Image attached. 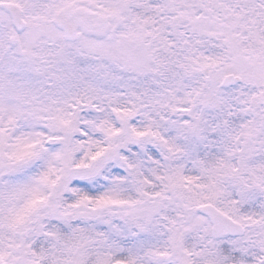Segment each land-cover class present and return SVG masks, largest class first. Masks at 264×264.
Here are the masks:
<instances>
[{
	"label": "snow or ice",
	"instance_id": "snow-or-ice-1",
	"mask_svg": "<svg viewBox=\"0 0 264 264\" xmlns=\"http://www.w3.org/2000/svg\"><path fill=\"white\" fill-rule=\"evenodd\" d=\"M0 264H264V0H0Z\"/></svg>",
	"mask_w": 264,
	"mask_h": 264
}]
</instances>
